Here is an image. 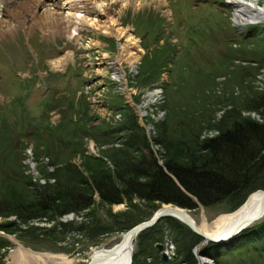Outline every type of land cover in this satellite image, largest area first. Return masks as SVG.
<instances>
[{
	"label": "rangeland",
	"instance_id": "obj_1",
	"mask_svg": "<svg viewBox=\"0 0 264 264\" xmlns=\"http://www.w3.org/2000/svg\"><path fill=\"white\" fill-rule=\"evenodd\" d=\"M81 1L78 9L89 19L95 16L94 6L98 9L103 8L104 11L105 8H109L111 13L108 16L114 18L116 27L121 29V37L105 34L95 28L96 26L86 24H78L76 27L69 24L65 27V32L60 29L54 32L47 31L35 22L44 8L40 0H0V126L3 128L6 122L7 128L14 130L6 132L5 135L0 134V157L5 154L6 158L9 156V159H14L15 164L21 166L23 174L30 175L33 181L37 179L41 184H54L61 175L66 179L72 178L75 166L76 168L79 166L80 169H77L86 173L83 164L92 165L90 157L102 156V150L111 146L98 144L93 138L86 136L84 155L76 156L67 164H53L54 154L45 155V144L51 141L48 129H55L59 125L64 110L68 108V102L72 104L75 119L81 118L86 125L88 124L87 126H92L109 124L115 115L112 111L122 105L126 106L125 100L131 97L134 105L142 107L144 111V116L140 118L137 116V107L133 108L139 125L150 140L155 156L161 159L160 164L167 155L172 154L186 162L184 155L187 150L180 143V137L183 133L185 136L181 138L188 140L192 133L181 125V121L185 119L184 123L189 125L193 123L192 130L194 126H200L198 131L194 132L197 133L199 140L215 136L219 131L218 125L221 126L223 121L222 116L229 111L264 121L255 112L235 108L234 103L240 97L242 81L235 82L231 88L227 83H223L229 75L235 73V68L228 62L216 68L212 66L198 68L203 69L198 72L203 78L200 81L201 87L196 86L199 90L195 85H189L190 90L186 91L188 86L182 85L183 73L185 78H188L189 72H193L188 70L187 62L191 64L182 54L188 48L195 51L194 40L203 44L206 40L209 41L205 35H209L210 30L219 36L220 30L226 29V34L237 39L233 43L240 44L239 48L233 51L234 56L236 54L240 56L242 51L245 58L259 57L261 50L258 41L251 38L245 40L249 42L243 43L242 37H238L237 34L251 33L257 26L260 25L261 28L264 22L255 24V27L252 24L243 26L235 24L233 19L235 6L228 3L229 0H90L92 6L88 0ZM46 2L59 15L64 13L59 9L61 0L54 3L49 0ZM262 4L264 5V1L259 0L258 5ZM100 16L105 17L102 14L98 15ZM32 21L34 25H31ZM250 29L251 32H247ZM58 30L61 32H56ZM128 36L133 38L132 43L128 44L130 52L134 51L136 46L141 50L135 60L134 69H131L129 61L125 59L129 53L118 63L126 76L124 85L114 79V75L111 74L113 66L110 63L116 60L117 56L119 58L121 47L127 43ZM166 46H169L174 58L160 77L170 83V86L163 90L157 100L147 99V94L153 89L150 85L155 82L150 85L141 82L143 71L141 62L145 56H150L156 49ZM68 52L72 53V56L68 58L64 67L59 70L52 68L49 64L51 60ZM103 53L107 59L96 60L97 55ZM168 69L172 72L169 73ZM196 69L194 66V70ZM214 71L220 76L210 77L214 75ZM246 84L247 82H244L242 85ZM87 85H91L93 91L89 97L84 92L82 94ZM250 86L264 90V69L256 75ZM125 87L126 92L123 91ZM185 91L189 98L185 97L187 96ZM232 91L236 92L234 96L231 95ZM200 92L206 96V92H209L212 96L207 98L211 99L214 105L205 115L206 118L211 116L209 122L212 127L206 126L203 117L196 118L200 113L194 105L201 101ZM185 105L186 109H190L188 113L182 115L183 118H176L175 113H185L184 108L182 109ZM170 106L173 107V112L169 115ZM121 112L123 113L122 110ZM155 138H159L161 142H157ZM8 142L17 147L8 146ZM29 151L30 155L27 154ZM107 164L111 166L109 161ZM2 187L14 198H19L24 193L21 184L8 179L0 162V188ZM237 207L230 209V203L222 202L209 207L199 205L195 209H185L197 224L202 226L204 223H212L218 216L227 214ZM91 209L100 218L101 223L109 227L106 233L98 236L80 234L79 230H76V225L81 223L85 213L82 215L67 213L52 219L45 216L23 221L17 219L15 214L0 216L2 224L16 222L12 228L16 234L0 231L3 233L0 234V264H15L17 243L30 253L32 264H88L94 249L101 247L109 249L119 242L123 226L157 210V208L151 210L149 205L136 198L131 203L100 205L96 195ZM65 219H75L76 224L67 230L61 229L57 222L66 221ZM26 227H38L37 236H33L32 233L22 235L20 232ZM164 235L172 238L177 253L172 232L165 228L161 239ZM199 244L200 242L194 246V254L198 252L195 248ZM17 260L16 264H25L20 257ZM253 261V264H264V260L260 258ZM220 264L246 263L238 254L222 252Z\"/></svg>",
	"mask_w": 264,
	"mask_h": 264
},
{
	"label": "trees",
	"instance_id": "obj_2",
	"mask_svg": "<svg viewBox=\"0 0 264 264\" xmlns=\"http://www.w3.org/2000/svg\"><path fill=\"white\" fill-rule=\"evenodd\" d=\"M262 26L261 28L260 25L257 26L253 32L251 29L247 31L251 33L237 34L238 37H242L243 43L249 42L245 40L251 38L258 41L261 50L259 57L245 58L242 51L240 56L237 54L234 56L233 51L239 48L240 44L237 43V46L233 43L237 39L235 36L226 34V29H221L219 36L210 30V34L205 35L209 41L206 40L203 44L194 40L195 51L188 48L182 54L191 64L187 62L188 70L193 71L189 72L188 78H185V73L182 75V85L188 86L186 91L190 90L189 85L201 87L200 81L203 78L198 72L203 69L198 68L206 66L216 68L228 62L235 68V73L229 75L223 83H227L231 88L235 82L242 81L240 97L234 103L235 108L245 112H255L264 119V90L250 86L256 75L264 69V28ZM171 52L169 46H166L156 49L150 56H145L141 62L142 83L150 85L160 78L163 70L173 62L174 57ZM235 59L238 61L236 62ZM194 66L198 71L194 70ZM167 71L172 72L170 69ZM217 76L220 74L216 72L210 75L214 78ZM244 82H247L246 86L242 85ZM169 86L170 83L167 81L162 83L163 90ZM206 93L209 98L212 97L209 92ZM234 94L236 92L232 91L231 95L234 96ZM199 96L201 101L194 105L200 113L196 118L203 117L207 123L206 126L212 127L213 125L209 122L211 116L206 118L205 115L212 109L214 103L203 92H200ZM213 99L216 102L215 97ZM185 107L186 105L182 107L185 113H175L176 118H183L188 113L190 109ZM121 110L123 117L116 126L106 123L87 126L88 124L86 125L81 118L75 119L72 104L68 102V108L64 110L59 125L55 129H48L51 141L45 144V155L54 154L52 162L55 165L67 164L76 156L84 155L86 136H90L98 144H111L110 147L102 150V156L90 157L92 165L83 164L87 175L78 170L79 166H77L78 169L75 166L72 178L66 179L61 175L57 183L41 184L37 179L33 181L30 175L23 174L21 166L16 165L14 159H9L6 155L7 159L3 154L0 162L5 175L8 179L21 184L24 193L19 198H14L6 193L4 187L0 188V216L15 214L17 219L23 221L45 218V216L52 219L67 213L75 215L85 213L81 223L76 225V230H79L80 234L98 236L106 233L109 227L102 224L100 218L91 209L94 206L95 195L98 196L100 205L105 206L131 203L136 198L149 205L151 210L168 203L195 209L199 205L209 207L222 202L230 203V209H234L243 203L247 196L258 189H264V121L251 119L248 115L238 114L236 111H229L222 116L223 121L221 126L218 125L219 131L215 136L199 140L197 133L194 132L198 131L200 126H194L192 130L193 123L190 125L184 123L185 119L181 121V125L192 133V137L188 140L181 138L185 136L183 133L180 137V143L187 150L184 155L186 162L172 154L167 155L160 165L133 109L124 106ZM169 110L170 115L173 107L170 106ZM7 127L6 122L3 128L0 126L1 135L14 131ZM117 138L120 139V145H112ZM155 140L160 141L159 138ZM56 142H58L57 145ZM11 143L8 142L7 145L17 147ZM107 161L111 166L107 164ZM151 215L150 213L138 221L126 224L120 231L128 230L139 221L149 219ZM74 220L59 221L58 227L67 230L76 224ZM90 222H92L91 225H89ZM15 223V221L7 224L0 223V231L16 234L12 231ZM165 228L172 232L177 251L175 258L169 261L162 260L157 248ZM24 229L20 232L22 235L32 233L33 236H37L36 231L39 230L38 227ZM202 240L201 236L181 221L172 217L163 218L135 238L131 264H198L193 248ZM222 252L230 255L238 254L246 264H253V259L264 260V217L222 245L208 242L199 250L202 256L212 259L214 264H220Z\"/></svg>",
	"mask_w": 264,
	"mask_h": 264
},
{
	"label": "bare ground",
	"instance_id": "obj_3",
	"mask_svg": "<svg viewBox=\"0 0 264 264\" xmlns=\"http://www.w3.org/2000/svg\"><path fill=\"white\" fill-rule=\"evenodd\" d=\"M232 3H236L237 8L234 11V21L238 25H245L250 21L253 22H264V5L261 6L258 5L259 0H230ZM264 1V0H263ZM81 0H66L65 3H62V5H68L65 8H67L66 14L59 15L57 11L53 10L52 7L49 4H44V1L40 0V4L42 5L43 11L41 14H38L36 17L37 20L35 22L42 26V29L46 28L45 30H51L55 31L57 29L66 31V28L69 24L74 25L76 27L78 24H86V25H94L95 28L100 29L103 33L108 35H115L117 37L120 36L121 29H118L116 27L117 24L114 18H112L110 15L111 10L109 8H105V11L103 8H96L94 6V9L99 15H105V17H98L97 15L94 16V18H87L85 17V14H81L78 7H80ZM88 3L92 6V1L88 0ZM41 7V6H40ZM58 15H57V14ZM246 13V14H244ZM101 18V19H100ZM90 20H92L90 22ZM31 25H34V22L32 21ZM62 27V28H61ZM60 30L56 32H61ZM124 35V34H123ZM121 37V36H120ZM119 37V38H120ZM133 38L131 36L127 37V43L125 45H122L121 47V53L119 55V58L117 56V59L115 60V67L114 71L117 73V76L120 77L121 83L125 85L126 82V76L122 69L118 67V63L120 60L125 57V55L128 56L125 57L127 62L129 61L130 66H134L135 60L137 59V54H133L128 49V44L132 43ZM141 50V49H140ZM119 51V52H120ZM119 54V53H118ZM72 56V53L68 52L64 55L57 57L56 59H52L49 64H51L52 68L54 69H60L64 67V65L68 62V58ZM264 190H258L256 192H253L250 194L247 199L234 211H231L227 214H223L218 216L212 223L206 224L204 223L202 226L198 225L195 219L190 215L189 217L191 220L194 221L197 229L203 233L204 235L210 236V237H219L224 236L228 232H230L232 229H234L243 218L249 217L256 212L259 211L261 207L264 206ZM162 207H165L163 205ZM172 216L174 217H180V215L171 212ZM129 230V229H128ZM121 232L120 234V240L116 245L114 251L110 252V250L113 248H105L101 247L98 249H94L90 257H95L97 260L93 261L92 264H126L129 260L131 248L130 245L133 244V237L131 233H127V231ZM14 241L15 239L12 238ZM16 242V241H15ZM17 243V242H16ZM133 252V250H132ZM20 257V260L25 262V264H32L31 262V255L30 253L26 252L22 246H20L17 243V250L14 254L15 258V264L18 261L17 259ZM89 257V259H90ZM13 258V259H14ZM203 262L204 260L201 259ZM203 264V263H201Z\"/></svg>",
	"mask_w": 264,
	"mask_h": 264
},
{
	"label": "water",
	"instance_id": "obj_4",
	"mask_svg": "<svg viewBox=\"0 0 264 264\" xmlns=\"http://www.w3.org/2000/svg\"><path fill=\"white\" fill-rule=\"evenodd\" d=\"M228 3L232 4L233 6H235L237 8L236 3H232L231 1H228ZM234 11H233V16L235 15ZM244 14H246V13H244ZM250 22L251 23H259V22H253V21H250ZM234 23L236 24L235 21H234ZM263 194H264V191H263ZM164 205H165V207H160L159 209H157L149 219L144 220L142 222H139V223L135 224L134 226H132L127 231V233H131L133 240H134L139 235V233H141L142 231H144L147 228L152 227L154 224H156L161 219L166 218V217L176 218L179 221H181L182 223H184L185 225H187L196 234H198L199 236H201L203 238V240L200 242V244L197 245L195 248V250L198 251L195 253L197 260H198V264L209 263L205 257H203L199 254L198 249L202 245H204L208 242H214V243H218L219 245H222L226 241L230 240L231 238H233L234 236L239 234L242 230H244L245 228L251 226L252 224L260 221L264 217V206H263L255 214H253L249 217L243 218L241 220V222L234 229H232L230 232H228L226 235L219 236V237H210V236L204 235L203 233H201L197 229L194 221L191 220V218L189 217V213L185 208H182L179 206H173L172 204H169V203L164 204ZM171 212H174V213L180 215V217H182V218H179V217L177 218V217L172 216V214H170ZM115 247H116V245L113 246V248L110 250V252L114 251ZM157 247L161 250L162 244H160V243L157 244ZM130 248H131V252H130L129 260L126 264H131V261H132L133 244L130 245ZM161 258L163 261H167V256L164 252H161ZM201 259H203L204 261L202 262ZM95 260H97V258L90 257V259L88 260V264H92L93 261H95Z\"/></svg>",
	"mask_w": 264,
	"mask_h": 264
},
{
	"label": "built area",
	"instance_id": "obj_5",
	"mask_svg": "<svg viewBox=\"0 0 264 264\" xmlns=\"http://www.w3.org/2000/svg\"><path fill=\"white\" fill-rule=\"evenodd\" d=\"M67 8H64L63 10H66ZM66 12V11H65ZM82 12V11H81ZM95 15H99L97 12L95 13ZM136 48V49H135ZM133 50L134 51H132V53L135 55V54H137L138 55V53H140V48H138L137 46L135 47ZM138 48V49H137ZM102 59H107L106 58V56L104 55V53L103 54H99V55H97V57H96V60H98V61H102ZM115 60L113 61V62H111L110 64H112V66H113V68H112V71H111V74H113L114 75V79H116V80H120V77L119 76H117V73L114 71V67H115ZM119 65V64H118ZM110 67V66H109ZM119 67V66H118ZM135 68V65L134 66H132L131 67V69H134ZM123 71V70H122ZM124 72V71H123ZM125 74V73H124ZM164 80V78L162 77L161 79H160V81H158L154 86H153V89L151 90L152 92H150V93H148L147 94V96H148V98L147 99H151V100H157L158 99V97H159V95L163 92V88L161 87V83H162V81ZM125 89H127L126 87L124 88V92H126L125 91ZM83 92L89 97L90 96V94H92V92L93 91H91V85H87V87L84 89V91H82V94H83ZM123 92V93H124ZM127 94V93H126ZM129 94V93H128ZM160 98H161V96H160ZM125 104H127V105H129V106H131L132 108H135V107H137L136 109H137V112H138V115L137 116H139L140 118H142L143 116H144V111H143V109H142V107H139V106H135L134 105V103L132 102V99H131V97H129V98H127L126 100H125V102H124ZM101 104V103H100ZM103 107H105V105H103ZM135 109V110H136ZM111 110V109H110ZM112 111V110H111ZM115 115H113L112 116V119H111V121H109V123L110 124H116V123H118L120 120H121V118H122V113L120 112V111H112ZM138 117V118H139ZM116 146H118L119 145V141H117L116 142V144H115ZM27 154H29L30 155V151L29 152H27ZM157 156V155H156ZM157 159H158V161H161V159H160V157L159 156H157ZM29 163H31L30 162V160H29ZM163 251L165 252V254L167 255V257H168V259L169 260H171V259H173L174 257H175V255H176V253H175V246H174V242H173V240H172V238H170L169 236H164V238H163Z\"/></svg>",
	"mask_w": 264,
	"mask_h": 264
}]
</instances>
